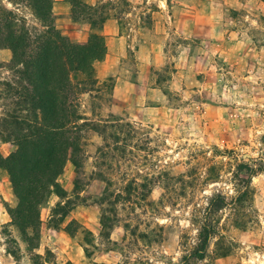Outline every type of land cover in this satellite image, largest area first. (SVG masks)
Masks as SVG:
<instances>
[{
  "label": "rangeland",
  "instance_id": "1",
  "mask_svg": "<svg viewBox=\"0 0 264 264\" xmlns=\"http://www.w3.org/2000/svg\"><path fill=\"white\" fill-rule=\"evenodd\" d=\"M112 1L116 18L100 30L107 54L94 63L104 90L93 117L119 118L122 128L110 129L118 139H107L105 158L97 152L102 138L86 134L76 190L74 167L66 162L57 181L69 198H80L64 217L52 214L64 200L54 193L40 206L34 252L51 251L57 264H181L196 240V210L213 193L230 202L235 166L264 156V0ZM69 2L53 0L56 26L82 42L92 30L70 19ZM116 28L120 41L112 38ZM8 52L0 53V82L8 76ZM84 105L89 112L86 96ZM13 149L0 141L2 156ZM99 170L115 201L107 206L110 241L100 236L97 198L105 182ZM251 187L245 228L235 227L232 205L218 213L228 255L216 254L214 238L192 264H264V172ZM16 202L0 168V264H31V250L9 223L7 208ZM85 236L92 243L88 257Z\"/></svg>",
  "mask_w": 264,
  "mask_h": 264
},
{
  "label": "trees",
  "instance_id": "2",
  "mask_svg": "<svg viewBox=\"0 0 264 264\" xmlns=\"http://www.w3.org/2000/svg\"><path fill=\"white\" fill-rule=\"evenodd\" d=\"M69 4L70 19L88 24L92 30L82 42L72 41L60 32L53 0H0V49L11 52L6 64L8 76L0 82V141L14 146L7 156L0 154V168L7 172L17 199L15 206L7 208L9 223L31 250V264H57L50 259L51 251L46 250L44 255L34 252L39 240L40 206L54 193L64 200L55 205L52 214L64 217L75 205L74 199L80 198L78 193L69 198L57 181L66 162L74 167L76 190L83 175L86 134L93 131L102 138L103 145L97 152L105 158L107 139H118L110 129L119 133L122 128L119 118L93 117L97 107L94 101L101 98L104 90L95 76L94 63L107 54L100 30L107 19L116 18L110 13L114 3L70 0ZM85 96L90 100L89 112L85 110ZM258 172H264V156L239 162L232 173L235 195L230 202L225 194L213 193L205 206L196 210V240L181 264L203 259L214 238L216 254L228 255L230 247L219 242L223 234L218 213L232 205L237 213L235 227H246L251 221V179ZM95 174L105 182L97 198L101 208L100 236L110 241L113 222L107 206L115 202L113 192L104 172ZM86 239L85 236L82 248L88 257L92 243Z\"/></svg>",
  "mask_w": 264,
  "mask_h": 264
},
{
  "label": "crops",
  "instance_id": "3",
  "mask_svg": "<svg viewBox=\"0 0 264 264\" xmlns=\"http://www.w3.org/2000/svg\"><path fill=\"white\" fill-rule=\"evenodd\" d=\"M107 22H105L104 23V25H103V29H105V27H106V25H108V24H106ZM111 26H112V24H110ZM113 32H114V34L113 35H115L114 37H112L114 40H116V41H120L121 39H122V37L120 36V35H118V30H117V28H116V30L115 29H113ZM9 50L8 49H0V53H4L5 55H10L9 54V52H8ZM125 52V47H123V49H121V55L123 54Z\"/></svg>",
  "mask_w": 264,
  "mask_h": 264
}]
</instances>
